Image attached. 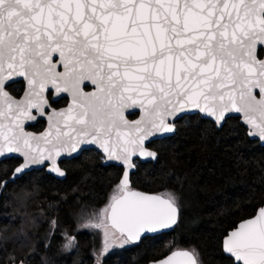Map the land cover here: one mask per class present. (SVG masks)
Returning a JSON list of instances; mask_svg holds the SVG:
<instances>
[{"label":"snow or ice","instance_id":"snow-or-ice-1","mask_svg":"<svg viewBox=\"0 0 264 264\" xmlns=\"http://www.w3.org/2000/svg\"><path fill=\"white\" fill-rule=\"evenodd\" d=\"M261 53L264 0H0V157H23L15 180L46 152L50 158L97 144L127 169L137 152L155 157L144 141L174 131L192 110L218 127L229 113H243L254 130L249 135L264 140ZM14 77L26 81L22 99L6 91ZM50 90L71 102L49 115ZM128 108H139L140 119L130 123ZM33 109L48 115L49 130L39 138L23 128L36 119ZM120 188L123 195L105 213L128 240L177 222L173 198L128 191L127 171ZM223 247L235 264H264V208L230 232ZM164 264L198 260L182 251Z\"/></svg>","mask_w":264,"mask_h":264},{"label":"trees","instance_id":"trees-1","mask_svg":"<svg viewBox=\"0 0 264 264\" xmlns=\"http://www.w3.org/2000/svg\"><path fill=\"white\" fill-rule=\"evenodd\" d=\"M6 89L18 97L23 84ZM65 104L64 98L54 106ZM42 127L38 122L30 129ZM175 128L148 145L157 159L137 163L130 188L173 198L177 224L138 243L107 224L105 209L121 194L122 169L102 166L94 150L60 162L62 180L44 169L10 180L19 160L1 161L0 264H95L100 257V264H141L177 249L194 252L198 264H234L222 253V238L264 204V146L235 118L216 129L198 115L184 116ZM64 234L74 240L69 251Z\"/></svg>","mask_w":264,"mask_h":264},{"label":"water","instance_id":"water-1","mask_svg":"<svg viewBox=\"0 0 264 264\" xmlns=\"http://www.w3.org/2000/svg\"><path fill=\"white\" fill-rule=\"evenodd\" d=\"M259 59L264 60V53H263L262 57L259 58ZM13 81H9L8 84L6 85V87L8 85H10V84L21 82L23 84V90H22L21 94L18 97H15V96H13L10 93L9 94L12 97H14L15 99H22L24 97V95H25V91H26V87H27L26 81L24 80L23 77H14ZM88 90L91 91L92 88L90 87ZM6 91H8V90L6 89ZM50 92H51L50 98H48L49 93H47V92L45 93V95H46V97H47V99L49 101V104H51L53 102H56V101H58L61 98H66L67 102H66V105H64L62 107H59V108H53V107L50 106L47 109V113L49 115L51 114V112L53 110L59 111L61 109H65V108L68 107L69 103L71 102V98L68 97L66 93H61V94L57 95L54 90H50ZM254 94L259 99V90L258 89L254 90ZM32 111H33V114L36 116V119H34V120H26L24 122V124H23V128H24V131L26 133L31 134L33 137L39 138V137H41L44 133H46L49 130L48 115H45V116L41 117V116L38 115V113H36L35 109H33ZM131 115H136V117L133 118V119H128V116H131ZM190 115H198L201 119H205V120H208V121L212 122L214 124V126L216 127V129H220L221 128V127L217 126L215 118L208 117L205 114L200 113L198 110H192L189 115H185V116H190ZM140 117H141V112H140L139 108H128V109L125 110V118L130 123L139 120ZM229 118L238 119V123L240 125H242L244 127V129L246 130L247 137L250 140L257 141L260 146H264V140H262L260 138L258 133L254 134V135H251V136L249 135V132H254V130L250 127V125H248L246 123L243 113L231 112V113H229L227 115V118L225 119V121L227 119H229ZM178 120H176L174 125H173L174 126V131H172V132H158L154 136H151V137H149L148 139H146L144 141V149H145V151L151 152V153H155V157H152V156H141L137 152V154H135V155H133L131 157V165L132 166L127 168V169L125 168V165L121 161H118V160H115V159H109L108 155L104 152V150L99 145H97V144H79L75 148V150H71V148H67V149L61 151V153L59 155H56L55 152H53L50 158L48 157V153L46 152L44 154L45 158L40 163H36V164L30 165L27 169L24 170L23 174H25V173H27L29 171H32V170L44 169L46 174L51 175L52 177H54L56 179L62 180V179L65 178L66 174H65V171L60 167V165H59L60 162L68 161V160H71L73 158H76L82 151L94 150L95 152H97L102 157V161H101L102 166H116V167H119V168L122 169L121 177L119 179V187H120V184H121V180L123 179L124 172L127 171L128 172V189H127L128 191L139 192V193H142V194H145V195H148V196H158V197H160L162 199H167V198H165V197H163L161 195H158V194H153V193H148V192H144V191L131 189L130 188V176H131L132 173H134L136 171L137 163H145V162L154 163L156 161L157 153L154 150H152L151 148H149L148 145H150L155 140H160V139H163V138L171 137L175 133V130H176L175 124H176V122ZM38 121L44 122V128L41 131H39V132H35V131L31 130L30 127L34 126ZM225 121L223 122V124L225 123ZM168 123L169 124H173L172 118H169ZM41 145L43 146V141H41ZM10 158H14V159H18L19 160V164L16 166V168L19 167L20 164L23 161V157L22 156H20L17 153H12V154H6L5 157H0V162L3 161V160H6V159H10ZM56 169H58L59 171H57ZM61 172L63 173V175L60 174ZM13 173H14V171H13ZM23 174H21L20 177ZM10 180H13V175H11ZM120 191H121V188H120ZM122 195H123V193L121 191V194L119 196H117V198H119ZM112 203H113V200L110 202V204L108 206V213H110V211H111L110 206H111ZM176 208H177V206H176ZM261 208H264V204L262 206L258 207L257 210L255 211V213L251 217L239 221L236 224V226L233 229L229 230L226 233V235L222 238V242H221L222 253H223L224 256H226L228 258H231L234 264H235L234 257H232L229 253L224 251L223 241H224L225 237L230 232H232L234 229H236L241 222L255 218L258 215L259 210ZM108 213H106V220H107L108 226L112 230H114L118 234V236H123L130 243H138L139 241H141L145 237H153V236H157V235L162 234V233L170 232V231H172L175 228V226L177 224V222H176L175 224L171 225L168 228H159V229H157V230H155L153 232L145 231V232L141 233V236H140L139 240H131L130 241V240H128L126 234L125 235H121L120 232H118L115 228L111 227L110 221H108V219H107V214ZM178 215H179V212H178V208H177V220H178ZM182 251H189V250H187V249H177V250H174V251L170 252L169 254L163 256L162 258H159V259L154 260V261H149L147 263H141V264H164V262L167 261L170 257H173L174 253L182 252ZM189 252H191V251H189ZM177 259H179V258H177ZM100 260H101V257L95 262V264H100Z\"/></svg>","mask_w":264,"mask_h":264},{"label":"rangeland","instance_id":"rangeland-1","mask_svg":"<svg viewBox=\"0 0 264 264\" xmlns=\"http://www.w3.org/2000/svg\"><path fill=\"white\" fill-rule=\"evenodd\" d=\"M69 241H71L70 244H69ZM73 241H74L73 238L69 234H64L63 235V249L65 251H69L73 246ZM66 245L68 246L66 247Z\"/></svg>","mask_w":264,"mask_h":264},{"label":"flooded vegetation","instance_id":"flooded-vegetation-1","mask_svg":"<svg viewBox=\"0 0 264 264\" xmlns=\"http://www.w3.org/2000/svg\"><path fill=\"white\" fill-rule=\"evenodd\" d=\"M262 55H263V53H261V54L259 55V58H261ZM50 96H51V94L48 95V98H50ZM61 99H64V98H61ZM65 99H66V98H65ZM59 100H60V99H59ZM59 100H58V101H59ZM66 102H67V100H66ZM56 103H57V101L51 103L50 106L53 107V108H59V107H55V106H54V104H56ZM65 105H66V104H65ZM61 107H62V106H61ZM135 117H136V115H131V116H128V119H133V118H135ZM237 120H238V119H237ZM38 122H41V123H42V126H43V127L41 128V130H42V129L44 128V122H42V121H38ZM38 122H37V123H38ZM37 123H36V124H37ZM36 124H35V125H36ZM35 125H34V126H35ZM32 127H33V126H32ZM41 130H39V131H41ZM39 131H35V132H39ZM100 157H101V156H100ZM100 160L102 161V157L100 158ZM230 259H231V258H230ZM231 260H232V259H231Z\"/></svg>","mask_w":264,"mask_h":264}]
</instances>
